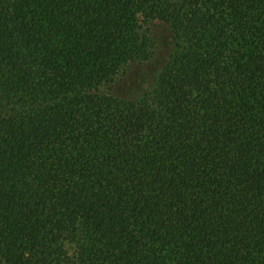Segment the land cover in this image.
Instances as JSON below:
<instances>
[{"label":"trees","instance_id":"16d2710c","mask_svg":"<svg viewBox=\"0 0 264 264\" xmlns=\"http://www.w3.org/2000/svg\"><path fill=\"white\" fill-rule=\"evenodd\" d=\"M0 264H264V0H0Z\"/></svg>","mask_w":264,"mask_h":264},{"label":"rangeland","instance_id":"374dc122","mask_svg":"<svg viewBox=\"0 0 264 264\" xmlns=\"http://www.w3.org/2000/svg\"><path fill=\"white\" fill-rule=\"evenodd\" d=\"M160 53L146 66L137 68L133 74L122 83L118 89V94L123 97H135L143 90L149 88L155 79L158 69L161 67L164 58L166 57L168 45L163 40Z\"/></svg>","mask_w":264,"mask_h":264}]
</instances>
